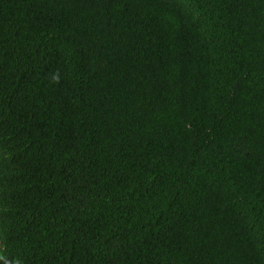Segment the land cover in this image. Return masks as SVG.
I'll use <instances>...</instances> for the list:
<instances>
[{"label":"trees","instance_id":"16d2710c","mask_svg":"<svg viewBox=\"0 0 264 264\" xmlns=\"http://www.w3.org/2000/svg\"><path fill=\"white\" fill-rule=\"evenodd\" d=\"M0 264H264V0H0Z\"/></svg>","mask_w":264,"mask_h":264},{"label":"clouds","instance_id":"9594fccd","mask_svg":"<svg viewBox=\"0 0 264 264\" xmlns=\"http://www.w3.org/2000/svg\"><path fill=\"white\" fill-rule=\"evenodd\" d=\"M1 215H2V213H0V216ZM3 238H5V237L3 235V232L0 230V245H1V242H2Z\"/></svg>","mask_w":264,"mask_h":264}]
</instances>
